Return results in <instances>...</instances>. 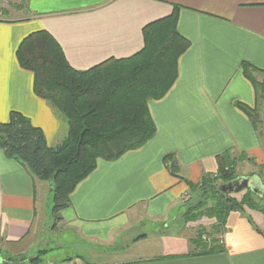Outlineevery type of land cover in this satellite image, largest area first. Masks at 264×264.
<instances>
[{
    "label": "crops",
    "instance_id": "crops-1",
    "mask_svg": "<svg viewBox=\"0 0 264 264\" xmlns=\"http://www.w3.org/2000/svg\"><path fill=\"white\" fill-rule=\"evenodd\" d=\"M174 5L179 6L177 31L189 47L177 61L171 88L148 101L155 135L114 161L99 159L71 192L55 228L48 206L51 183L36 179L0 150L4 256L39 255L37 264H42L52 239L66 237L75 250L93 253V260L77 254L76 260L65 257L60 264H264L261 210L228 212L221 225L222 250L216 253L193 251L200 224L183 223L189 185L217 174V155L229 150L232 156L264 163V129L255 131L236 105L257 106L241 63L264 69V0H26L18 8L20 17L0 18V122L15 111L41 129L48 146L59 145L66 136L65 120L34 93L32 72L17 62L24 37L48 31L70 66L85 70L141 50L143 27L170 15ZM252 74L262 79L260 73ZM168 154L178 164L175 174L163 160ZM238 177H255L257 190H264L258 175ZM146 224L160 228L147 230ZM0 264L12 261L1 257Z\"/></svg>",
    "mask_w": 264,
    "mask_h": 264
},
{
    "label": "trees",
    "instance_id": "trees-1",
    "mask_svg": "<svg viewBox=\"0 0 264 264\" xmlns=\"http://www.w3.org/2000/svg\"><path fill=\"white\" fill-rule=\"evenodd\" d=\"M178 12L179 6L174 5L170 15L145 25L143 47L135 54L109 58L85 70L70 66L60 44L46 30L30 33L18 45L17 62L32 72L34 93L48 101L65 120L67 132L59 145L48 146L41 129L13 111L7 122H0V150L25 166L36 179L51 183L53 228L61 220V210L70 205L71 192L95 169L99 159L114 161L155 135L148 101L162 98L171 88L177 78V61L189 47V40L176 28ZM241 68L254 87L257 106L249 108L240 102L236 105L260 134L258 105L262 106L264 117V69L248 62H242ZM254 72L261 74L260 81L255 79ZM231 156L226 150L216 157L222 184L208 189L212 176H205L199 189L202 197H210L219 205L221 225L228 212L244 209L230 193L219 190L238 177L232 173ZM163 160L171 174H175L178 164L174 156L168 154ZM189 186L191 191L197 187ZM257 197L264 199V190ZM204 205V200L197 199L184 213L185 221L189 220L187 216H197ZM247 207L264 213V207L258 203ZM199 246L201 251L197 253L222 250L217 244L208 247L202 241ZM39 261L40 256L36 255L30 262Z\"/></svg>",
    "mask_w": 264,
    "mask_h": 264
},
{
    "label": "rangeland",
    "instance_id": "rangeland-1",
    "mask_svg": "<svg viewBox=\"0 0 264 264\" xmlns=\"http://www.w3.org/2000/svg\"><path fill=\"white\" fill-rule=\"evenodd\" d=\"M25 1L24 0H0V9H5L6 14L1 15L0 18L3 19H15L18 16H21V12L18 11L19 7H24L25 6ZM19 12V13H18ZM259 107V113H260V123L258 126L260 129H264V117H263V108L262 106L258 105ZM264 136V133H263ZM234 160V163L232 165V173L235 176H251L253 174L258 175L261 180L264 183V163L257 164L253 160H250L249 158L246 157V155L240 154L237 156H231ZM227 169V168H226ZM203 182V181H202ZM200 182V183H202ZM197 185L196 189L191 191L190 195L188 198L185 200V206L186 210L185 212L189 209L190 206H192L197 199H201L205 201V205L199 209V213L197 216H187L189 218L188 221H183L184 225H197L200 224L195 228V237H194V244H193V251L199 252L201 251V246H199V243L202 241L204 245H207L208 247L213 246L215 244L221 246V239H222V228H221V217L219 215L217 207L219 206L216 204L215 200L211 199L210 197H202L200 195V184ZM208 189L211 187H216L220 184L221 182V177L220 175H215L212 176V178L208 181ZM252 192V193H251ZM254 192L251 191L250 189H242L239 192H232L229 195L234 198L236 201L240 202L241 205H243V208H248L247 206L250 205L251 203H258L259 205L264 207V199H258L257 195L253 194ZM46 199L43 200L42 204L45 205ZM48 206H50V209L52 208V196L48 201ZM46 208L43 209V213L46 215ZM45 211V212H44ZM53 217V216H52ZM54 221L50 224L52 227V224ZM150 225V224H149ZM147 226V230L153 229L157 230V228H160L159 226ZM140 227V226H139ZM40 231V225L37 227L35 232ZM67 240V241H65ZM59 244V246H57ZM70 241L65 237H58L57 239H52V242L50 244L51 251H49V254L47 257L43 258V263L42 264H60V260L69 257L74 260H76V255L77 254H86L85 256L89 258L90 260H93V253L85 252L83 251H77L75 250L72 245H70ZM165 245H167V242H164ZM83 256V255H82ZM3 257L7 259L8 261H12V264H31V259L34 258H26L24 256L21 257H6L3 255V252L0 249V258ZM85 257V258H86ZM84 258V257H83Z\"/></svg>",
    "mask_w": 264,
    "mask_h": 264
},
{
    "label": "water",
    "instance_id": "water-1",
    "mask_svg": "<svg viewBox=\"0 0 264 264\" xmlns=\"http://www.w3.org/2000/svg\"><path fill=\"white\" fill-rule=\"evenodd\" d=\"M259 186V181L255 177H237L234 181L223 184L219 187V190L226 193H236L241 191L242 189H250L254 193L260 194L257 190Z\"/></svg>",
    "mask_w": 264,
    "mask_h": 264
},
{
    "label": "built area",
    "instance_id": "built-area-1",
    "mask_svg": "<svg viewBox=\"0 0 264 264\" xmlns=\"http://www.w3.org/2000/svg\"><path fill=\"white\" fill-rule=\"evenodd\" d=\"M221 243H222V239H221V241H220Z\"/></svg>",
    "mask_w": 264,
    "mask_h": 264
}]
</instances>
